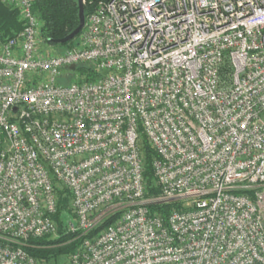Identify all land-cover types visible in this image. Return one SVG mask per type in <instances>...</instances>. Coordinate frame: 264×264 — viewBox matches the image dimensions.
Wrapping results in <instances>:
<instances>
[{
  "label": "built area",
  "instance_id": "2783aa9c",
  "mask_svg": "<svg viewBox=\"0 0 264 264\" xmlns=\"http://www.w3.org/2000/svg\"><path fill=\"white\" fill-rule=\"evenodd\" d=\"M2 1L23 29L0 44V264H38L58 185L85 236L69 264H264V0H101L62 53L34 0Z\"/></svg>",
  "mask_w": 264,
  "mask_h": 264
},
{
  "label": "trees",
  "instance_id": "16d2710c",
  "mask_svg": "<svg viewBox=\"0 0 264 264\" xmlns=\"http://www.w3.org/2000/svg\"><path fill=\"white\" fill-rule=\"evenodd\" d=\"M99 1L101 0H85L86 17L94 10ZM33 10L42 21L41 37L44 42L51 45L66 46V49L77 45L75 39L81 33L75 39L63 44L54 43L49 40L62 38L79 25L78 0H34ZM22 29L23 21L19 10L0 0V44L15 36ZM68 71L85 76L88 80L96 78L93 66L90 64L71 66L68 68ZM140 146L144 156V176L147 184L145 197H157L160 195L161 189L157 185L152 165L157 153L148 144L146 139L141 141ZM57 191L59 195L58 211L55 215L58 224L57 236L31 238L23 245L24 249L36 258L38 264H46L50 260H57L59 257L71 255L81 246L85 238L80 233L67 231L68 217L75 219V215L70 208L71 193L59 185L57 186ZM181 207V200L149 205L151 211L161 215L164 220H167L173 209ZM118 215L116 213L105 218L91 234L111 224Z\"/></svg>",
  "mask_w": 264,
  "mask_h": 264
},
{
  "label": "water",
  "instance_id": "95a60500",
  "mask_svg": "<svg viewBox=\"0 0 264 264\" xmlns=\"http://www.w3.org/2000/svg\"><path fill=\"white\" fill-rule=\"evenodd\" d=\"M78 3H79V25L66 36L62 38L51 39L49 41L58 44L67 43L75 39L78 36V34L82 32L86 22L85 7H84L85 0H78Z\"/></svg>",
  "mask_w": 264,
  "mask_h": 264
},
{
  "label": "rangeland",
  "instance_id": "374dc122",
  "mask_svg": "<svg viewBox=\"0 0 264 264\" xmlns=\"http://www.w3.org/2000/svg\"><path fill=\"white\" fill-rule=\"evenodd\" d=\"M81 36V35H80ZM80 36L75 39V42H79ZM42 50L48 52V50L52 53H62L65 50H67L66 46H61V45H51L42 40L41 44ZM52 236H57V234H54ZM70 262V255L68 256H62L59 257L57 260H50L46 264H69Z\"/></svg>",
  "mask_w": 264,
  "mask_h": 264
}]
</instances>
